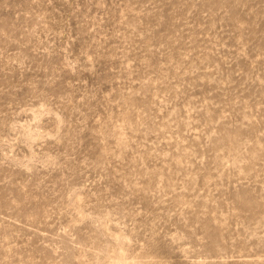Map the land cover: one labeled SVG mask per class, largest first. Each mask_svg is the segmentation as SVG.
Instances as JSON below:
<instances>
[{"label": "rangeland", "instance_id": "rangeland-1", "mask_svg": "<svg viewBox=\"0 0 264 264\" xmlns=\"http://www.w3.org/2000/svg\"><path fill=\"white\" fill-rule=\"evenodd\" d=\"M0 264H264V0H0Z\"/></svg>", "mask_w": 264, "mask_h": 264}]
</instances>
